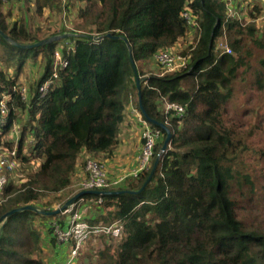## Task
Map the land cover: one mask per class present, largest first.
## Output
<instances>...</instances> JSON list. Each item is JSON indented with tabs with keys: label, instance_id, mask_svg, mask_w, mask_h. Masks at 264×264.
<instances>
[{
	"label": "trees",
	"instance_id": "obj_1",
	"mask_svg": "<svg viewBox=\"0 0 264 264\" xmlns=\"http://www.w3.org/2000/svg\"><path fill=\"white\" fill-rule=\"evenodd\" d=\"M24 1L22 17L12 21V6L0 0V30L14 42L30 45L69 36L24 49L0 34L5 66L0 69V153L19 167L28 166L24 178L15 177L8 166L0 167V177L8 180L0 195V220L25 206L47 212L24 211L8 219L0 239V264H47L46 232L58 244L51 222L66 216L49 214L55 211L54 201L72 186L84 157L106 161L114 156L127 106L134 99L144 120L162 131L163 141L155 147L151 167L137 179L94 190L105 194L88 193L74 205L87 206L89 201L95 206L86 218L91 225L122 226L118 238L92 236L104 249L95 254L91 247L84 249L81 261L96 255L97 262L91 264H264V222L251 212V220L243 214L254 206L264 208V169H242L241 157L250 147L238 137V126L228 127L224 119L238 80L249 76L254 86L264 89V26L229 17L224 0ZM45 10L57 15L76 11L73 29L34 28V18L43 17ZM261 11L255 7L250 18L258 19ZM192 30L195 43L182 53L189 58L185 67L146 74L143 61L170 50ZM69 41L75 44L64 45ZM219 41H226L233 53L218 50ZM57 51L69 64L55 71ZM40 56L43 75L31 87L27 103L17 75L9 70L15 68L18 74L28 60ZM55 72L58 77L53 79ZM51 79L54 83L43 96L40 87ZM4 93L9 96L2 100ZM1 101L9 109L5 122ZM166 101L185 106L184 117H167L162 108ZM18 113H27L29 119L21 124L16 142L9 137L19 123ZM150 120L166 124L172 139L145 185L167 137ZM255 132L248 131L249 137ZM65 221L57 223L65 227Z\"/></svg>",
	"mask_w": 264,
	"mask_h": 264
},
{
	"label": "rangeland",
	"instance_id": "obj_2",
	"mask_svg": "<svg viewBox=\"0 0 264 264\" xmlns=\"http://www.w3.org/2000/svg\"><path fill=\"white\" fill-rule=\"evenodd\" d=\"M237 5L234 7V11L232 13L229 12L230 15L236 14L237 17L236 19L239 21H244V19L247 22H252V23H257V26L261 29H263L264 26V0H236ZM24 0H11L10 4L7 6H12L13 8V20H17L19 17H22L20 13V7L23 6ZM26 3V2H25ZM33 8L34 6V1L31 2L29 5ZM262 8L263 12L261 11V15L258 19L254 20L250 18V12L255 8ZM23 8V7H22ZM26 15L28 17L33 18V14H29L26 12V8H23ZM23 11V12H24ZM32 13V12H31ZM77 16L76 11L72 12H63L62 15L58 14L53 11H48L45 10L43 17H35L32 26L34 28H41L44 31H47L46 29L50 28L51 30L53 29H73V25L71 22L74 21V18ZM195 36L196 33L195 31H190L187 35L186 38H181L180 41L170 50L173 52L175 56H180L182 53L191 45L195 43ZM226 40V39H225ZM75 43L74 41H69V42H64V45L66 46H73ZM61 44H59L60 46ZM229 48L227 46L226 41H219L217 49L220 51H225ZM1 49V46H0ZM2 51H0L1 55ZM233 53V52H232ZM231 53V54H232ZM19 61H17L18 63ZM141 68L144 69L146 74H151L153 73L154 75H163L164 71L163 68L159 65V63L156 61L155 56L149 60L143 61L141 64ZM43 62L41 59V56L38 57L35 60H28L26 62L24 68L20 73H16L15 68H11L9 70V74L11 76L17 75V86L20 85L22 89L28 90L29 94H27V98L22 96V99L29 103L30 97H31V87L40 80V78L43 75ZM4 63L0 60V69L4 70ZM17 67V65H16ZM234 89V93L231 99L228 100L227 102V107H226V114L224 115L225 123L228 127H231L233 125L238 126V137L240 139L244 140V144H247L250 149L243 154L241 157V164H242V169L245 171H262L264 169V89L259 90L256 86L253 85L251 82V79L249 76H246V78H243V80H238L236 82ZM21 89V90H22ZM9 95L3 94V97L8 98ZM4 104V103H3ZM163 111H164V102H163ZM7 110H9L7 108ZM18 111V110H17ZM9 112H5L2 114L1 120L3 122L6 121V116ZM18 116L20 117L19 123L16 125L14 131L12 132L13 134L10 135L11 138H18V134L20 133V128L21 124L26 123L29 119V115L27 113H18ZM144 120V118L141 115V112L137 109L136 107V100L134 99L130 105L127 106L126 109V119L123 123L122 130H121V144L118 147V149L122 146L124 140L130 141V147L128 148L131 149L129 154H125V157L121 158L118 157V153L114 154V158L117 160L111 161H103L108 165V170L109 171H121L119 173L120 175L127 174L130 171V164L134 161V141L139 136L140 142H141V148H142V140H141V135L142 131L145 128V126H148L150 124ZM151 126V125H150ZM255 128L256 132L255 135L252 137H249L248 131L251 129ZM140 130V131H139ZM242 135H240L241 133ZM124 133V136H123ZM123 136V137H122ZM243 136V137H242ZM123 141V142H122ZM163 141V138H162ZM31 145V139L29 140V144ZM30 148V147H29ZM133 148V149H132ZM140 148V150H141ZM2 151V150H1ZM5 159L6 157L1 155L0 153V159ZM85 158L84 157V163L82 165V168H80L79 173L75 175L74 182L72 186L66 190L65 192L62 193L61 199L54 201L53 208H55V211L60 209L65 202V199L71 194H75V192L80 191V183L85 177ZM99 159V158H96ZM102 159V158H101ZM99 159V160H101ZM116 164V165H115ZM2 166H8V168L11 171H15L16 175L15 177L18 178H24L25 173L23 171L27 170L28 166L19 167L17 162H13L10 160L8 161L6 159V162ZM24 169V170H23ZM241 169V167H240ZM118 173V172H117ZM72 194V195H73ZM58 197V196H56ZM84 203V202H83ZM87 206L81 204L79 205L78 209L81 210L84 214V216L87 218L91 216L92 211H94V207L89 201H85ZM257 206L253 207V210L248 211L247 213L243 211V214L251 220V215L250 212L253 213V216H257L260 218V221L264 222V208L262 207L261 209H257ZM243 215V216H244ZM63 218L67 221L68 217L63 216V217H58L57 219H52L51 226H53ZM88 219V218H87ZM50 232H46V238L48 239L45 243V255H43L44 261L47 264H61L64 261L68 260L70 257H68V246L63 247L61 250L57 245L58 244H53V236L52 234H49ZM93 248L91 251V254H95L98 249H104V245L101 244V241H97L94 238H91L89 243L87 242L86 245L83 247L81 252L76 256V259L74 260V264H91L94 262H97L98 256L94 255V258H92V262L89 259H86L85 261H81L80 256L82 255V251L84 249H89ZM87 249V250H88ZM98 257V258H97Z\"/></svg>",
	"mask_w": 264,
	"mask_h": 264
},
{
	"label": "built area",
	"instance_id": "obj_3",
	"mask_svg": "<svg viewBox=\"0 0 264 264\" xmlns=\"http://www.w3.org/2000/svg\"><path fill=\"white\" fill-rule=\"evenodd\" d=\"M11 0H2L4 4H9ZM227 2L228 11L232 13L234 11V7L237 5L236 0H224ZM184 16L192 22L191 24L195 25V20L191 17L190 12H185ZM229 17L236 18L237 15L234 13L232 15L229 14ZM226 53L231 54L232 50L227 48L225 50ZM156 61L163 68L164 74L178 71L185 67L189 58L186 56H175L171 50H162L159 51L155 55ZM68 60L62 57L61 51H57L55 53V71L57 67L66 68L68 66ZM57 72L54 73L53 79H56ZM51 79L44 83L42 87H40V92L44 96L48 93L53 85L54 80ZM27 94H29L28 90L22 89L20 91L21 97L24 96L27 98ZM1 99V98H0ZM7 99V97H3L2 100ZM2 105V114H4L7 110V106ZM164 114L167 117L178 118L181 119L184 117L186 113V107L177 103L167 102L164 104ZM9 113L7 114V116ZM6 116V119H7ZM2 118V117H1ZM2 121V120H1ZM148 125V124H147ZM163 133L160 129L152 128L150 125L145 126L142 131L141 140H142V148L137 155L135 167L130 170L129 173L120 175L116 179H111L109 175L108 165L102 160L96 158H88L85 162V177L80 183V191H94V190H104L110 187H114L120 185L125 182L129 178L137 179L144 171L148 170L151 167L154 154L155 147L158 143L162 141ZM6 162L5 159H0V165H3ZM8 180L6 176L0 177V195L6 186ZM63 215H67L68 219L65 221V227H62L60 223H56L53 226V230L57 236V243L61 246H68V260L64 261L61 264H74V260L76 256L81 252L83 247L86 245L88 240L94 235H105L107 237L118 238L122 232L121 225H91L86 220L83 212L75 206L70 207L68 210L62 213Z\"/></svg>",
	"mask_w": 264,
	"mask_h": 264
},
{
	"label": "water",
	"instance_id": "obj_4",
	"mask_svg": "<svg viewBox=\"0 0 264 264\" xmlns=\"http://www.w3.org/2000/svg\"><path fill=\"white\" fill-rule=\"evenodd\" d=\"M0 34L2 35V37L12 43L13 45L17 46V47H20V48H24V49H34V48H37V47H40V46H45L47 44H50L52 42H57L59 41L60 39H63V38H66L68 37L69 35L67 34H64V35H59V36H55L53 38H50V39H47L45 41H40V42H37V43H34V44H30V45H21V44H18L16 42H14L9 36H7L5 33H3L1 30H0ZM136 82H137V87H138V90H139V93L141 92V80H140V77L138 75V73H136ZM140 108L141 110L144 112V108H143V105H142V100L140 99ZM151 123L159 126L160 128H162L165 132H166V139L164 141V145L162 147V150L161 152L159 153L156 161H155V164H154V167H153V170L146 182L145 185H147L151 180L152 178L154 177L156 171L158 170L159 168V165H160V162H161V159H162V156L163 154L169 149V145L171 143V139H172V132L171 130L169 129V127L166 125V124H163V123H159L155 120H150ZM143 191V189H141L139 192H134V191H130V193H141ZM88 193H100V194H105L104 192H98V191H80L77 195H75L72 199H70L69 201H67L60 209L54 211V212H50L49 214L52 215V216H56V215H60L62 214L64 211L68 210L70 207L74 206L84 195L88 194ZM110 193V192H108ZM24 211H36V212H40L42 214H46L47 212L44 211V210H39L37 207L35 206H25V207H22V208H19V209H15L9 213H7L6 215H4L1 220H0V239H1V236L3 234V230H4V226L6 225L7 221L9 218H11L14 214L16 213H20V212H24Z\"/></svg>",
	"mask_w": 264,
	"mask_h": 264
},
{
	"label": "crops",
	"instance_id": "obj_5",
	"mask_svg": "<svg viewBox=\"0 0 264 264\" xmlns=\"http://www.w3.org/2000/svg\"><path fill=\"white\" fill-rule=\"evenodd\" d=\"M123 136H124V133H123ZM122 136V137H123ZM123 142V141H122ZM130 141H126V139L124 140V142H123V144H122V146L119 148V149H117L116 150V152H115V154H117L118 153V157H120V159L121 158H123V157H125V154H129V152L131 151V149L130 148H128V146L130 147ZM134 144H135V146H134V149H135V151H134V161L130 164V170H132L134 167H135V162H136V158H137V155L139 154V152H140V148H141V142H140V139H139V136H138V138L136 139V141H134ZM133 149V148H132ZM115 161V160H117L116 158H114V157H112L111 159H109L108 161ZM116 165V164H115ZM118 172V173H117ZM130 172V171H129ZM128 172V173H129ZM119 173H121V171H109V175H110V178L111 179H116L118 176H120V174Z\"/></svg>",
	"mask_w": 264,
	"mask_h": 264
},
{
	"label": "bare ground",
	"instance_id": "obj_6",
	"mask_svg": "<svg viewBox=\"0 0 264 264\" xmlns=\"http://www.w3.org/2000/svg\"><path fill=\"white\" fill-rule=\"evenodd\" d=\"M140 131V130H139Z\"/></svg>",
	"mask_w": 264,
	"mask_h": 264
}]
</instances>
